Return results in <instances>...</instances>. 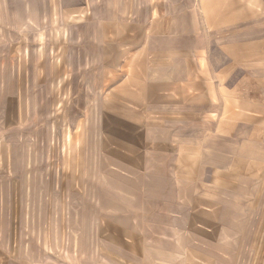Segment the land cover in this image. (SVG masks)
Segmentation results:
<instances>
[{
    "label": "crops",
    "instance_id": "crops-1",
    "mask_svg": "<svg viewBox=\"0 0 264 264\" xmlns=\"http://www.w3.org/2000/svg\"><path fill=\"white\" fill-rule=\"evenodd\" d=\"M151 9L142 23L103 22L92 35L99 75L114 84L108 106L155 126L149 144L106 151L108 245L124 264H233L237 246H264L258 2L155 0Z\"/></svg>",
    "mask_w": 264,
    "mask_h": 264
},
{
    "label": "rangeland",
    "instance_id": "rangeland-1",
    "mask_svg": "<svg viewBox=\"0 0 264 264\" xmlns=\"http://www.w3.org/2000/svg\"><path fill=\"white\" fill-rule=\"evenodd\" d=\"M154 4L0 0V264H124L105 234L106 151L149 144L155 126L123 121L108 106L114 84L99 75L92 35L103 22H144ZM220 60L231 86L234 57ZM228 253L233 264H264V246Z\"/></svg>",
    "mask_w": 264,
    "mask_h": 264
}]
</instances>
